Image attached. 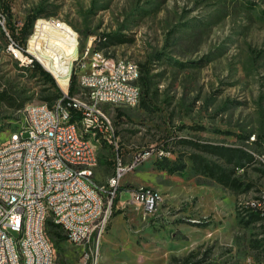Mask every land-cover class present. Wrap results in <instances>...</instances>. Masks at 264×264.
<instances>
[{
    "label": "rangeland",
    "instance_id": "374dc122",
    "mask_svg": "<svg viewBox=\"0 0 264 264\" xmlns=\"http://www.w3.org/2000/svg\"><path fill=\"white\" fill-rule=\"evenodd\" d=\"M7 5L19 26L29 13L42 12L27 53L63 92L67 79H58L54 68L69 74L75 39L86 58L102 51L147 64L150 98L143 94L134 108L104 107L117 129L120 156L129 163L143 150L166 148L170 163L186 166L175 173L160 169L157 160L167 156L155 154L124 178L116 204L105 196L109 219L99 264H264L263 230L238 218L257 200L264 207V0H0V24ZM11 44L0 30V146L22 126L25 106L46 103L47 86L28 69L32 60ZM103 145L96 181L110 189L115 145ZM198 145L252 153L237 175L251 189L235 193L197 175L194 154L227 166L220 153ZM132 187L159 191L158 211L132 203L126 191ZM49 241L55 264H83L82 247Z\"/></svg>",
    "mask_w": 264,
    "mask_h": 264
},
{
    "label": "built area",
    "instance_id": "2783aa9c",
    "mask_svg": "<svg viewBox=\"0 0 264 264\" xmlns=\"http://www.w3.org/2000/svg\"><path fill=\"white\" fill-rule=\"evenodd\" d=\"M67 56L69 74H62V66L54 68L58 79H67L63 98L51 107L47 103L25 106L32 113L31 123H22L9 136L11 147L0 151V202L14 200V207L0 209V264H19V254H26L28 264H49V253L54 250L42 240L44 200H52L68 241L83 248V264H99L100 242L109 219V213H104L105 196H112V203L121 198L123 180L134 172L137 161H148L155 154L170 157L164 148L143 150L129 163L120 156L117 129L104 107H119L120 102H129V107L140 104L143 91L138 64L115 62L102 51L86 58V49L81 54L78 51L77 39ZM73 72L80 92L70 97ZM75 114L88 122L90 135H100V127H107L113 138L116 158L110 189H101L93 171L81 170V161L94 160L93 143L79 137L75 124L60 129L62 119ZM69 160H78L79 168H69ZM129 194H137V202L132 203L141 204L150 214L163 203L161 193L153 188H132ZM19 225H27L26 244H19Z\"/></svg>",
    "mask_w": 264,
    "mask_h": 264
},
{
    "label": "trees",
    "instance_id": "16d2710c",
    "mask_svg": "<svg viewBox=\"0 0 264 264\" xmlns=\"http://www.w3.org/2000/svg\"><path fill=\"white\" fill-rule=\"evenodd\" d=\"M1 13V19L4 21V24H0L2 35L8 42L10 41L23 54L30 57L32 62L28 69H32V71L36 73L35 76L42 79L44 81V85L47 86V88L44 90L46 96L43 98V101H45L50 107L53 106L55 102L63 98L64 92L60 88L53 74L47 71L38 60L27 53L28 40L32 36L36 21L39 19L42 12L38 11L29 13L26 16L24 23L20 26L14 21L12 9L9 5L3 6ZM140 68L141 77L138 83L143 91L144 97H147L148 99L151 96L150 69L148 68L147 64L141 65ZM79 92L80 89L78 86L77 74L73 72L69 82V96H75L79 94ZM143 106L148 108L146 104H143ZM20 108L21 106L17 107V109ZM118 116H122V114L119 112ZM79 117V114H75L74 120L79 119ZM181 142L187 143L185 140ZM105 146L111 147L109 145ZM198 147L205 150H214L216 153H220L219 155L225 160L227 166H218L216 164H212V162L202 157L200 154H194L191 156V160L193 164V170L197 175H203L214 179L216 182L226 188L231 189L235 193L240 191L248 192L251 189V186H245L244 183L240 182L237 175L241 169L246 167L247 163L249 164L252 162L254 159L252 153L243 148H229L225 146L212 145H198ZM164 149L167 150L166 148ZM157 161L162 162L159 165L160 169L169 171L171 173L182 172L186 168L185 165L179 166L178 160L175 163H170L168 158ZM118 200L119 198L116 197L113 200V204H116ZM115 215L116 214H114V216ZM238 218L241 223H245L247 226L258 224L264 233V207H262L259 200H257L255 204L250 203L247 206L242 207L239 211ZM51 221L52 220H49V223L47 222L46 224L47 236L52 239L57 238L59 240H68L62 228Z\"/></svg>",
    "mask_w": 264,
    "mask_h": 264
},
{
    "label": "bare ground",
    "instance_id": "6f19581e",
    "mask_svg": "<svg viewBox=\"0 0 264 264\" xmlns=\"http://www.w3.org/2000/svg\"><path fill=\"white\" fill-rule=\"evenodd\" d=\"M115 62H132L133 64H137L134 61L124 60V59L115 60ZM120 106L129 107V102H120ZM22 115H23L22 123L30 124L32 121V113L28 109V107H26L23 110ZM74 124L76 130H79V137L83 138V140H86V143H93V146H95L94 160L81 161V170L83 172L93 171V173H95L96 169L98 168L99 151L102 147V144L106 142L108 144L115 145L113 138L110 137V135L108 134L107 127H100V135H90V131L88 130V122L84 121V117H79V119L74 120V115H68L67 117L63 118L62 121L60 122V129H71L74 127ZM7 147H11V140H8L6 144L0 146V151L6 149ZM156 155L159 156L160 158L162 157L164 158L167 156V154H156ZM145 161L146 160L137 161L134 164V170L138 168ZM69 168H79V161L69 160ZM112 183H113V176H111V178L109 179L108 185L111 187ZM101 189L103 188L101 187ZM131 200L137 201V194H131ZM7 207H14V200H6V202H0V209H7ZM43 209H44V214L42 216V224L44 225L45 229H42V240L44 242V245L47 246L49 250H54L46 233V224L49 220H52L53 223L60 226V220H56V213L52 200H44ZM108 210L109 209L107 208L105 202L104 213H108ZM26 233H27V225H19V244H26L27 241ZM19 264H28V259H26V254H19ZM49 264H55L54 251L49 253Z\"/></svg>",
    "mask_w": 264,
    "mask_h": 264
},
{
    "label": "crops",
    "instance_id": "0c3cea01",
    "mask_svg": "<svg viewBox=\"0 0 264 264\" xmlns=\"http://www.w3.org/2000/svg\"><path fill=\"white\" fill-rule=\"evenodd\" d=\"M104 147V146H103ZM103 147L101 148V149H103ZM107 147V146H106ZM99 164H100V157H99ZM115 166H113V169H112V171H111V173H110V175H109V177H108V179H107V182H108V180H109V178L113 175V173H114V168ZM98 169H99V166H98V168L96 169V171H95V178H96V176L99 178V179H101V176L98 174L97 175V171H98ZM124 185V184H123ZM131 188H129L128 190H126V191H128L129 192V190H130ZM122 192V191H121Z\"/></svg>",
    "mask_w": 264,
    "mask_h": 264
},
{
    "label": "water",
    "instance_id": "95a60500",
    "mask_svg": "<svg viewBox=\"0 0 264 264\" xmlns=\"http://www.w3.org/2000/svg\"><path fill=\"white\" fill-rule=\"evenodd\" d=\"M40 63H42V62H40ZM43 65V64H42ZM44 66V65H43ZM44 68H45V66H44ZM46 69V68H45ZM47 71H49L48 69H46Z\"/></svg>",
    "mask_w": 264,
    "mask_h": 264
}]
</instances>
